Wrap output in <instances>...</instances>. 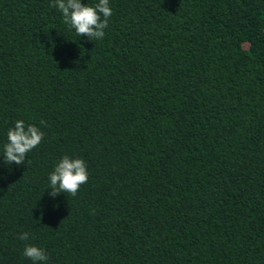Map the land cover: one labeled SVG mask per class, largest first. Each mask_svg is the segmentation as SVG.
Masks as SVG:
<instances>
[{"label":"trees","instance_id":"trees-1","mask_svg":"<svg viewBox=\"0 0 264 264\" xmlns=\"http://www.w3.org/2000/svg\"><path fill=\"white\" fill-rule=\"evenodd\" d=\"M52 3L0 0V154L44 133L0 155V264H264V0H109L93 41ZM64 155L88 181L52 198Z\"/></svg>","mask_w":264,"mask_h":264},{"label":"clouds","instance_id":"clouds-1","mask_svg":"<svg viewBox=\"0 0 264 264\" xmlns=\"http://www.w3.org/2000/svg\"><path fill=\"white\" fill-rule=\"evenodd\" d=\"M51 6L62 13L63 22L74 29L78 36H86L91 41L104 38L109 18L113 14L109 0H98L93 5L82 3L81 0H53ZM43 138L44 133L39 127L33 124L26 125L23 120H16L14 126L7 131V142L0 154L3 156L4 164L23 165L27 153L36 148ZM48 180L49 195L52 198L60 193H68L75 197L81 185L88 181L86 163L83 159L64 155L49 173ZM18 239L27 241L29 233H21ZM23 255L33 261V264L48 260L46 251L32 244H25Z\"/></svg>","mask_w":264,"mask_h":264}]
</instances>
